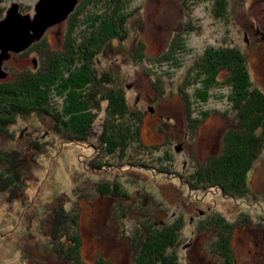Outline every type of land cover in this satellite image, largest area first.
I'll return each mask as SVG.
<instances>
[{
    "label": "rangeland",
    "instance_id": "rangeland-1",
    "mask_svg": "<svg viewBox=\"0 0 264 264\" xmlns=\"http://www.w3.org/2000/svg\"><path fill=\"white\" fill-rule=\"evenodd\" d=\"M38 1L0 0V20L12 4L33 16ZM122 1L132 14L128 35L104 47L97 69L114 76L112 87L121 90L131 111L138 112L137 141L122 159L120 151L104 158L93 138L85 145L63 144L52 133L49 116L43 121L35 116L29 123L17 120L7 132L13 137L0 133V151H20L27 176L21 199L9 202L0 192V264H74L59 259L50 245L51 215L59 203L68 214L78 213L84 264H95L100 257L112 264H133L129 238L134 229L146 219L167 225L178 218L184 221L179 263L222 264L210 251L214 235L198 227L200 220L217 213L232 222L242 214L250 217L232 232V258L237 264H264V149L247 173L246 198L225 195L220 187L192 191L187 183L198 163L222 152L228 131L240 130L227 86L210 89L205 101L198 96L204 79L197 70L205 49L237 47L246 52L253 87L264 92V0H229L227 18L219 19L205 0ZM91 10L86 8L84 15ZM68 19L48 28L36 42L41 50L63 49ZM81 23L79 19L74 27L76 40L84 29ZM36 48L12 54L3 64L8 75L0 83L35 70L41 56ZM105 105L93 110L92 136L107 116ZM27 125L32 127L29 139L19 135ZM33 138L46 144V153L26 149ZM98 183L117 184L121 192L99 195Z\"/></svg>",
    "mask_w": 264,
    "mask_h": 264
},
{
    "label": "trees",
    "instance_id": "trees-1",
    "mask_svg": "<svg viewBox=\"0 0 264 264\" xmlns=\"http://www.w3.org/2000/svg\"><path fill=\"white\" fill-rule=\"evenodd\" d=\"M205 2L212 16L227 18L229 0ZM88 7L93 10L84 15ZM131 15L125 11L122 0L78 1L75 12L68 19L70 26L63 49L53 53L48 48L41 50L38 47L41 43L34 44L29 50L37 47L41 55L39 66L36 67L33 60L35 70L19 73L12 82L0 83V133H10L11 127L19 119L29 123L35 116L42 121L49 116L51 131L63 144L85 145L93 138L104 158L120 151L122 159L126 149L137 141L139 115L130 110L121 90L112 87L114 76L108 72L101 73L97 65L108 43L125 40L128 35L127 21ZM79 19H82L84 29L76 40L73 32L74 27L80 25ZM247 58L246 52L237 47H211L205 49L198 65V77L204 79L198 96L205 101L210 89L227 86L230 91L228 100L232 109L239 114L240 130L228 131L223 138L222 152L210 156L204 163H198L187 179L192 191H211L220 187V191L230 197L249 196L247 173L264 149V92L253 87ZM221 73H225L223 78H219ZM103 103L106 104L107 116L99 125L97 135L92 136L96 118L93 110H100ZM26 127L19 135L29 139L32 127ZM31 140L26 148L28 151L41 155L47 152L43 141L39 138ZM25 162L20 151H0V192L8 195L9 202L21 199L26 189ZM94 165L97 169L102 167L100 164ZM90 181L83 180L81 185ZM116 185L98 183L96 192L99 195L118 196L121 190ZM65 211L59 203L53 210L54 215H51V248L59 259L84 264L79 255L78 213L68 214ZM249 222L247 214L232 222L217 213L200 220L198 227L200 231L214 235L210 251L222 259V264H237L232 258L231 235L234 229ZM183 227L181 218L167 225L147 219L141 222L129 238L133 264H180L177 248L182 242ZM95 264L112 263L100 257Z\"/></svg>",
    "mask_w": 264,
    "mask_h": 264
},
{
    "label": "water",
    "instance_id": "water-1",
    "mask_svg": "<svg viewBox=\"0 0 264 264\" xmlns=\"http://www.w3.org/2000/svg\"><path fill=\"white\" fill-rule=\"evenodd\" d=\"M79 0H39L33 16L19 11L12 4L0 20V79L7 77L3 64L12 54H21L39 42L48 28L62 23L75 11Z\"/></svg>",
    "mask_w": 264,
    "mask_h": 264
},
{
    "label": "bare ground",
    "instance_id": "bare-ground-1",
    "mask_svg": "<svg viewBox=\"0 0 264 264\" xmlns=\"http://www.w3.org/2000/svg\"><path fill=\"white\" fill-rule=\"evenodd\" d=\"M147 132H149V131L147 130ZM149 134H150V133H149ZM147 136H148V133L145 134L146 139H147Z\"/></svg>",
    "mask_w": 264,
    "mask_h": 264
},
{
    "label": "flooded vegetation",
    "instance_id": "flooded-vegetation-1",
    "mask_svg": "<svg viewBox=\"0 0 264 264\" xmlns=\"http://www.w3.org/2000/svg\"><path fill=\"white\" fill-rule=\"evenodd\" d=\"M34 14H35V12H34Z\"/></svg>",
    "mask_w": 264,
    "mask_h": 264
}]
</instances>
